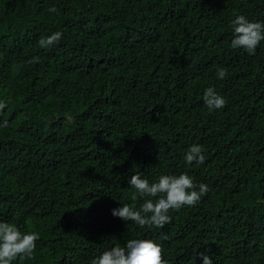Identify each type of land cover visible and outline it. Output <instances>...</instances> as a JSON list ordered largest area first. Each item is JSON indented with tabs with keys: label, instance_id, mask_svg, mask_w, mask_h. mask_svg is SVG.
I'll return each instance as SVG.
<instances>
[{
	"label": "trees",
	"instance_id": "16d2710c",
	"mask_svg": "<svg viewBox=\"0 0 264 264\" xmlns=\"http://www.w3.org/2000/svg\"><path fill=\"white\" fill-rule=\"evenodd\" d=\"M237 14L264 21V0H0V222L40 237L12 264H91L129 239L161 244L166 264H264V40L240 57ZM193 144L203 164L185 162ZM137 173L209 191L140 228L112 215Z\"/></svg>",
	"mask_w": 264,
	"mask_h": 264
},
{
	"label": "clouds",
	"instance_id": "9594fccd",
	"mask_svg": "<svg viewBox=\"0 0 264 264\" xmlns=\"http://www.w3.org/2000/svg\"><path fill=\"white\" fill-rule=\"evenodd\" d=\"M55 11V8L49 9ZM233 29V39L231 47L241 51L240 57L255 55V50L262 40H264V21H249L244 15L237 14L231 21ZM62 38V33L57 31L39 40L41 48H49L58 43ZM39 57H33L28 63H39ZM244 72H252L246 70ZM227 76V70L223 67L217 69V77L221 80ZM203 102L212 111L222 109L227 101L221 93L214 87H208L203 93ZM4 101H0V110L5 108ZM2 127H7L5 121ZM204 149L199 144L191 145L184 155V160L188 164L195 162L203 164L206 157ZM129 185L135 191L131 194V204H123L121 207L113 209L112 215L119 217L123 221H132L140 228L148 226L162 229L171 222L170 210L179 211L185 206H195L201 197L208 191V185L204 183H194L187 174L160 175L156 182L150 183L147 179L141 178L140 174H133L129 180ZM143 199L139 208L135 202ZM36 232L21 233V231L11 223L0 222V264H12L18 257L20 259H33L36 250V241L39 239ZM164 243L174 241L172 238L160 236ZM162 245L151 239H129L123 247L116 246L105 250L102 254L92 259L91 264H166L162 256ZM202 264H212V260L205 252L197 253Z\"/></svg>",
	"mask_w": 264,
	"mask_h": 264
}]
</instances>
